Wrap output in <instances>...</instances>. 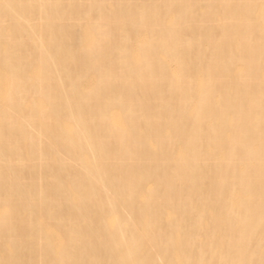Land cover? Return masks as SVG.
<instances>
[{
    "label": "bare ground",
    "instance_id": "6f19581e",
    "mask_svg": "<svg viewBox=\"0 0 264 264\" xmlns=\"http://www.w3.org/2000/svg\"><path fill=\"white\" fill-rule=\"evenodd\" d=\"M0 264H264V0H0Z\"/></svg>",
    "mask_w": 264,
    "mask_h": 264
}]
</instances>
